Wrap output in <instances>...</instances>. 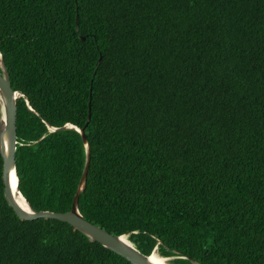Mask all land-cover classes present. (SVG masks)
Instances as JSON below:
<instances>
[{
  "label": "trees",
  "instance_id": "1",
  "mask_svg": "<svg viewBox=\"0 0 264 264\" xmlns=\"http://www.w3.org/2000/svg\"><path fill=\"white\" fill-rule=\"evenodd\" d=\"M0 54L32 209L70 211L84 144L47 125L90 106L85 220L168 264H264V0H0ZM3 187L0 155V264H130Z\"/></svg>",
  "mask_w": 264,
  "mask_h": 264
},
{
  "label": "water",
  "instance_id": "2",
  "mask_svg": "<svg viewBox=\"0 0 264 264\" xmlns=\"http://www.w3.org/2000/svg\"><path fill=\"white\" fill-rule=\"evenodd\" d=\"M77 19V17H76ZM77 24V22H76ZM77 29V28H76ZM23 95L13 91L9 79V74L0 54V155L2 157V181L3 195L8 206L14 211L20 220L32 221L36 219H53L66 223L85 235L91 242L100 244L105 249L122 257L130 264H154L151 261L155 253L159 258L164 260L165 264L174 258L160 257L157 250L154 249L149 256L141 254L126 238V236H113L101 228L85 220L78 210V200L80 193L83 191L90 164V151L85 137L84 129L90 121V106L86 123L83 129L75 128L66 124L59 128H52L47 125L50 132L64 131L68 129L76 130L82 139L85 148V163L79 180L76 193L73 197L70 211L66 213H52L48 211H35L23 198L27 209L22 207L14 197V192L22 196L18 190V179L15 171V150L17 145L16 135V100ZM26 103L28 104L27 100ZM31 110V109H30ZM185 259L192 262L189 257ZM194 264V262H192Z\"/></svg>",
  "mask_w": 264,
  "mask_h": 264
},
{
  "label": "bare ground",
  "instance_id": "3",
  "mask_svg": "<svg viewBox=\"0 0 264 264\" xmlns=\"http://www.w3.org/2000/svg\"><path fill=\"white\" fill-rule=\"evenodd\" d=\"M14 191H15V190H14ZM14 191H13V193H14V197H15L16 201H18V203H19L22 207H24V208L27 209V206L25 205V202H24L22 196H20L19 194H17V193L14 192ZM150 259H151V261H152L154 264H165L164 260H162L161 258H159V257L157 256L156 253H155L154 255H152V257H151ZM169 261H170V260H169Z\"/></svg>",
  "mask_w": 264,
  "mask_h": 264
}]
</instances>
